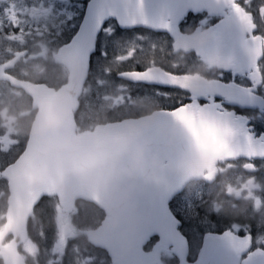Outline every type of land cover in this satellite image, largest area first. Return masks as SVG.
Wrapping results in <instances>:
<instances>
[{
	"label": "water",
	"instance_id": "95a60500",
	"mask_svg": "<svg viewBox=\"0 0 264 264\" xmlns=\"http://www.w3.org/2000/svg\"><path fill=\"white\" fill-rule=\"evenodd\" d=\"M235 1L89 0L75 36L56 56L68 72L65 85L54 91L7 77L12 87L32 99L36 113L23 152L2 172L10 196L0 241L8 234L15 237L4 254L6 264H23L16 256V243L25 237L33 208L49 196H55L63 208L82 200L106 214L91 243L105 250L114 264H154L159 249L167 246L183 262L186 246L168 203L189 180H197L203 169L248 149L233 146L238 126L221 115H213L210 123L206 112L196 113L197 107L191 105L172 113L158 112L99 126L76 136L73 112L105 23L113 20L120 30L166 33L174 41L173 53H194L209 65L210 56L229 44L233 35L230 22H222L216 33L197 32L193 36L180 35L178 25L188 13L216 14L234 8ZM118 77L132 84L184 90L191 95L188 84L198 81L160 69ZM225 133L229 137H224ZM214 142L219 143V152L210 154L208 149ZM152 235L159 239L154 255L144 254L141 246Z\"/></svg>",
	"mask_w": 264,
	"mask_h": 264
},
{
	"label": "flooded vegetation",
	"instance_id": "af4514ba",
	"mask_svg": "<svg viewBox=\"0 0 264 264\" xmlns=\"http://www.w3.org/2000/svg\"><path fill=\"white\" fill-rule=\"evenodd\" d=\"M60 1L62 0H0L1 102L11 100L18 94L29 99L21 89L12 87L7 77L18 82L46 85L54 90L48 85V80H57V72L53 70L62 65L57 63L56 56L60 47L70 41L59 44L56 39L58 33L50 22V19L58 14ZM70 1L74 2L66 3L77 2L81 6L80 13L77 12L79 17L76 29L71 26V30L66 33V37L72 33V38L89 0ZM49 4L55 6L48 9ZM233 5L234 8H227L216 14H209L207 11L188 13L178 25L180 35L193 36L197 32L199 35L206 32L216 33L222 22L225 20L230 22L229 27L233 35L229 39V44L225 49L218 51L217 55L210 56L212 64L209 65L202 63L193 53L181 51L173 53L174 41L167 34L145 31L147 36L154 34L164 39L172 57L188 60L196 69L191 72L183 69L185 72L172 73L165 72L158 66H149L141 71L131 72L160 69L176 77L195 76L198 81L188 84L192 95L184 90L107 79L105 83L95 86V89L101 92V86L108 83L112 84V87L127 83L135 91L137 99L135 104L138 107L133 106L131 110H125L128 106L120 98L122 109L115 113L113 119L95 122L89 131L83 132L77 131L75 123V135L79 136L109 123L145 118L158 112L172 113L193 105L197 107L196 113L206 112L209 115L210 123L214 120L213 115H221L229 117L238 126L235 133L238 140L233 146L237 149L246 147L248 149L242 151L241 155L218 159L213 168L203 169L197 180H189L168 203L170 213L178 222L177 231L186 246L183 262L173 248L167 246L159 249L154 264H264V13L262 10L256 12L255 0H238ZM69 9L72 7L69 6ZM37 68L38 72L35 71ZM125 72L128 71L122 73ZM44 78L47 80L45 83ZM90 78L88 75L85 82V84L89 82V90L93 87L92 82H97ZM99 80L101 78L98 82ZM155 93L162 96L150 99L149 102L147 100L142 102L150 94ZM91 96L94 94L88 93L89 107L92 104ZM224 137H229V133H225ZM218 145L216 142L211 143L208 152L218 153ZM5 167L0 170V234L6 225L10 196L8 181L2 175ZM195 188L200 190L198 192L200 201L195 218L187 220L181 210L176 212L174 209L178 206L177 200L180 196L188 195ZM42 199L27 219L24 239L16 243L15 253L19 263L114 264L105 250L91 243V236L98 232L107 217L102 210L98 208L103 213L101 220L88 230L83 228L86 232L77 230L80 228H76L70 222V227L63 226V235L59 238L54 227V230L47 232L46 242H43L42 238L38 237L41 234L38 225L43 224L39 210ZM75 202L68 207L71 219L76 208ZM34 219L36 221H33ZM51 222L49 223L52 224ZM14 241L13 234L6 235L0 241V264H6L4 254L9 251ZM27 241L30 244L28 248L24 246ZM158 242L157 236L148 237L142 244L141 251L154 255Z\"/></svg>",
	"mask_w": 264,
	"mask_h": 264
},
{
	"label": "rangeland",
	"instance_id": "374dc122",
	"mask_svg": "<svg viewBox=\"0 0 264 264\" xmlns=\"http://www.w3.org/2000/svg\"><path fill=\"white\" fill-rule=\"evenodd\" d=\"M66 2L74 1H60L58 5V14L54 15L50 19L52 27L55 28L54 30L58 33V37L56 39H58L59 44L66 41L69 37H66V33L71 30V26L75 27L77 18L79 17L77 12L80 13L79 9H81L80 3ZM54 6V4H49L48 9ZM69 6H71L72 9H69ZM255 10L257 13H259L260 10L264 13V0H255ZM47 20H49V18ZM112 29L113 28L111 26L106 27L100 40V48L95 60V66L92 70V76L90 78L92 81L97 80V82H92V89L89 90L88 85V88L85 91L87 95L90 93L94 94V96H91V107H89L90 103L88 99L85 101L82 115H87L89 118H85L84 121H82L83 123L81 122L82 125L84 122H87L89 123L88 125H90L93 120L96 123H100V121H103L105 117H108L107 119L109 120H111V118L113 119L115 113H117L119 109H122L121 102L119 101L120 98L123 100V103L128 106L125 110H131L133 106H137L135 104L137 103L136 95H134L135 91L129 84L121 83L112 87V84L108 83L107 85L101 86V92L95 89V86L105 83L107 79L117 81V75L120 72H131L138 66H154V62L158 60H161V63L165 68V72L182 73L185 72V70L191 72L196 69H194V64L188 60L178 58L171 59L172 57L169 55L171 52L166 49V44L163 40L157 41V43L154 41L151 43L152 39L149 36L137 35L134 33L135 35H131L130 39H118L115 41L111 37ZM113 46L114 49H112ZM55 54L56 52L53 56H55ZM35 71L38 72L39 69L37 68ZM53 71L57 72V78L60 77V73L66 77L68 75L64 69L59 71L58 68ZM100 78L101 80L98 82V79ZM54 85H57V83H54ZM20 96L19 94L15 95V101L12 105L10 103L4 105L3 102L0 101V168L4 164V156H12L17 153L21 140L23 139L22 129L24 123L20 121V118L26 116L27 114L24 113V104ZM161 96L162 95L158 93H155V95L150 94L146 97V99L142 100V102L146 100L149 102L150 99H157ZM114 102H116V105H114ZM129 104H131V106H129ZM141 107L140 109H142ZM94 125L95 124L93 123L91 127ZM83 126L86 127L87 125ZM81 132H83V130H81ZM199 191L200 190L198 188H195L190 191L188 195L180 196L177 200L178 206H176L174 210H176V212L181 210L185 214L187 220H193L196 216L197 207L200 201ZM56 202H43L39 207L41 212V222L43 225H38V230H41V234L40 236L36 235L42 238V240L47 238V232H50L52 227H56L57 237L59 238L63 235V226L68 225L70 227V222L73 226H76V222L71 219L70 209L68 207V209L61 208ZM182 212L179 213L182 214ZM33 221H36V219ZM49 222L52 224H49ZM43 227H47L46 232ZM77 230L86 232V229L83 228ZM28 242L29 241H27L24 245L27 248L30 245ZM26 247H23V249L25 250Z\"/></svg>",
	"mask_w": 264,
	"mask_h": 264
},
{
	"label": "trees",
	"instance_id": "16d2710c",
	"mask_svg": "<svg viewBox=\"0 0 264 264\" xmlns=\"http://www.w3.org/2000/svg\"><path fill=\"white\" fill-rule=\"evenodd\" d=\"M77 23H78V20H77ZM77 23H76V25H77ZM76 25H75V29H76ZM108 26H111L113 28L111 37L115 41L118 40V39H130L131 35L134 34V33H131L129 31H121V30H119L115 26V24L113 22H108L106 24V26L104 27V29L106 27H108ZM104 29H103V31H104ZM135 34H137V35H146V32L142 31V30H136ZM71 35H72V33L69 34V37L66 39V41H64L61 44H66L70 40ZM102 35H103V32L101 33V35H100V37L98 39V42H97V45H96V51H95L94 55L91 57V60H90V72L88 74L89 77L92 76V70H93V67L95 66V60H96V57H97V54H98V51H99V48H100V40H101ZM148 36H150L151 39H152L151 43L153 41L155 43H157V41L164 40V39H162L159 36L154 35V34H149ZM112 49H114V46L112 47ZM166 49H168V48L166 47ZM169 52H170V50H169ZM169 55H170V57H172L171 54H169ZM171 59H175V57H172ZM157 62H159V63H157ZM154 66H158L161 69L165 70L163 64L161 63V60L155 61L154 62ZM147 67H149V66L148 65H145L144 67L143 66H138V67L134 68V70L141 71L142 69H145ZM58 68H59V71L64 69L62 66H59ZM66 79H67V77L64 76L62 73H60V77L57 78V80L53 79V81H52L51 79H49L48 80V85L51 88H54V90H57L58 88H60L61 86H63L66 83ZM118 80L119 79H117V81ZM46 81L47 80H45V78H44L43 82L45 83ZM118 82H121V81H118ZM54 83H57V85H54ZM125 84H127V83H125ZM88 85H89V82H87L84 85L82 94H81V96L78 99V105H79L78 109L76 110V112H74V121L76 123L78 132H81V130H83V131H87L88 130L89 131L92 128L91 125L93 123L95 124V121L93 120V121H91L92 123H90V125H88L89 123L84 122L83 125H87L86 127H84L82 125V123H83L82 121H84L85 118H89V116H87V115H85V116L82 115V112L84 110V104H85V101L87 99L85 90H86ZM21 98H22V101H23V104H24L23 105L24 113L27 114L26 116H23V117L20 118V121L22 123H24L23 129H22V131H23V139L21 140V144H20L19 150H17V153L13 154L12 156H4V158H5L4 164L1 166L0 170L3 167L7 166L8 164L12 163L19 156V154L23 151V148H24V145H25V142H26V139H27V134H28L30 125L32 123V120L34 118V115H35V111L31 110L30 98L28 99V98H25L24 96L21 97ZM14 101H15V98H11V101H3V104L7 105L8 103H10L12 105L14 103ZM107 118L108 117L104 118V122L108 121ZM43 202H47V203H53L54 202L55 203L56 202V198L55 197L54 198H43L41 204ZM75 207L76 208L74 209V214L72 215L73 216L72 219L76 222V226H75L76 228L90 229L91 227H93V225H95L96 223H98L101 220V217H102L103 213H102V211H100L95 206H93V205H91L89 203H86V202L78 200V201L75 202ZM43 228H44V231H46L47 227H43ZM52 230H54V227H52L51 231ZM43 241L46 242V239H44Z\"/></svg>",
	"mask_w": 264,
	"mask_h": 264
}]
</instances>
